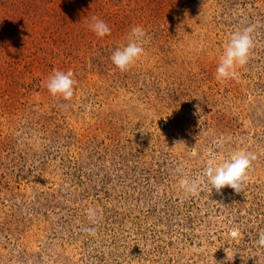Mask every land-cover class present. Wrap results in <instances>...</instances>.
<instances>
[{"label": "rangeland", "instance_id": "374dc122", "mask_svg": "<svg viewBox=\"0 0 264 264\" xmlns=\"http://www.w3.org/2000/svg\"><path fill=\"white\" fill-rule=\"evenodd\" d=\"M134 27L144 53L121 72ZM248 27V63L218 81ZM69 70L72 98L53 97ZM239 152L256 157L239 193L183 194ZM261 233L264 0H0V264H264Z\"/></svg>", "mask_w": 264, "mask_h": 264}, {"label": "clouds", "instance_id": "9594fccd", "mask_svg": "<svg viewBox=\"0 0 264 264\" xmlns=\"http://www.w3.org/2000/svg\"><path fill=\"white\" fill-rule=\"evenodd\" d=\"M93 20L94 23L90 24L89 27L95 35L104 37L110 34V28L103 20L95 17ZM251 33L252 28L248 27L231 36L216 69V79L218 81L234 75L233 69L236 66H244L248 63L251 50L254 46ZM145 35V31L141 27H134L127 45L122 49L114 51L111 60L121 72L129 70L143 55L144 48L142 41ZM73 75L71 70L66 73L63 71H55L47 80L46 87L48 92L53 97H62L65 101L70 100L73 96L74 85L76 83ZM255 158V155L251 153H235L217 165L206 167L201 177L192 179L185 176L180 180V187L183 190V194L185 196L195 195L202 179L206 180L211 191L215 190V192L221 193L222 189L229 187L234 192L239 193L242 190L244 181L247 179L248 170ZM89 218L95 219V213L91 210H89ZM89 231H93V229H89ZM257 244L260 247H264V233L260 234ZM219 264H225V262L222 261Z\"/></svg>", "mask_w": 264, "mask_h": 264}]
</instances>
